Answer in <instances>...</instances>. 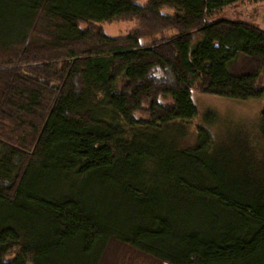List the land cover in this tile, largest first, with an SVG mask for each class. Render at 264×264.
I'll return each instance as SVG.
<instances>
[{"label": "trees", "instance_id": "1", "mask_svg": "<svg viewBox=\"0 0 264 264\" xmlns=\"http://www.w3.org/2000/svg\"><path fill=\"white\" fill-rule=\"evenodd\" d=\"M239 1L0 0V264H101L113 243L264 264V106L259 145L217 141L212 110L185 142L194 87L264 98V29L221 13Z\"/></svg>", "mask_w": 264, "mask_h": 264}, {"label": "rangeland", "instance_id": "2", "mask_svg": "<svg viewBox=\"0 0 264 264\" xmlns=\"http://www.w3.org/2000/svg\"><path fill=\"white\" fill-rule=\"evenodd\" d=\"M148 0H137L139 4H145ZM221 13L229 18L249 21L264 29V2L255 4L251 0L235 2L223 8ZM106 34L112 36L124 35L134 30L137 22L134 19H117L101 24ZM174 33L167 31L166 35ZM159 34L143 35L142 43H149ZM192 100L198 108V114L188 122V135L185 142H192L195 127L203 123V113L212 110L215 113V120L206 124L210 134L217 141L225 140L229 131L239 130L246 134L250 143L259 145L261 138L258 127L260 123V112L264 106V98L236 100L222 96L206 94L194 87L191 93ZM137 113V116H140ZM264 147V144H261ZM101 264H167L143 254L125 244L113 243L103 257Z\"/></svg>", "mask_w": 264, "mask_h": 264}]
</instances>
